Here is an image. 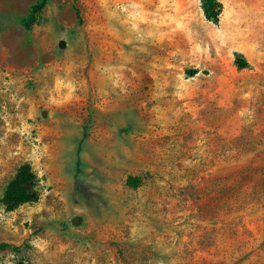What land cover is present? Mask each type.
<instances>
[{"label":"rangeland","instance_id":"obj_1","mask_svg":"<svg viewBox=\"0 0 264 264\" xmlns=\"http://www.w3.org/2000/svg\"><path fill=\"white\" fill-rule=\"evenodd\" d=\"M35 1L0 0V264L264 261V180L227 176L264 162V0H47L25 29Z\"/></svg>","mask_w":264,"mask_h":264},{"label":"trees","instance_id":"obj_2","mask_svg":"<svg viewBox=\"0 0 264 264\" xmlns=\"http://www.w3.org/2000/svg\"><path fill=\"white\" fill-rule=\"evenodd\" d=\"M47 0H36L28 9L27 15L20 20V24L23 28L28 29L35 21L36 15L43 9ZM199 7L203 18L211 24L217 23V17L220 13V4L217 0H199ZM233 64L236 69L242 70L248 67V64L240 54H234ZM258 174L264 180V162H257L253 164H244L239 169L233 171L227 176L231 179L236 178L238 180L245 181L246 177L250 175ZM251 182V181H250ZM126 186L134 188L136 184V178L127 177L125 181ZM250 194L255 196V200L260 202L261 200L258 190L249 187ZM38 199V193L36 190V178L30 167L27 164H22L17 167L12 179L7 183L3 192L1 202L5 209L10 211L22 204H28L36 202ZM251 202V200H250ZM252 203V202H251ZM256 206L251 204L247 209L249 212L256 210ZM260 210H264V207ZM248 240L238 241L241 244V248L236 252V264H264L259 248L256 247L255 238H247ZM250 240V241H249ZM223 258L227 260L230 256H227V252L223 253Z\"/></svg>","mask_w":264,"mask_h":264}]
</instances>
